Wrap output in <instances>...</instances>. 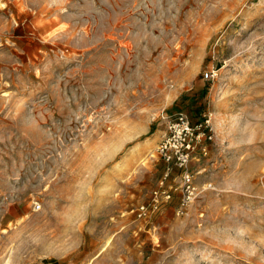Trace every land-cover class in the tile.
Segmentation results:
<instances>
[{
	"label": "rangeland",
	"instance_id": "1",
	"mask_svg": "<svg viewBox=\"0 0 264 264\" xmlns=\"http://www.w3.org/2000/svg\"><path fill=\"white\" fill-rule=\"evenodd\" d=\"M178 114L199 195L137 220ZM0 264H264V0H0Z\"/></svg>",
	"mask_w": 264,
	"mask_h": 264
},
{
	"label": "built area",
	"instance_id": "2",
	"mask_svg": "<svg viewBox=\"0 0 264 264\" xmlns=\"http://www.w3.org/2000/svg\"><path fill=\"white\" fill-rule=\"evenodd\" d=\"M212 77L205 73V78ZM164 130L155 149V156L163 163V171L159 187L151 193L150 201L138 205L135 209L137 220H146L158 211L161 203L171 200L173 185L164 184L170 180L174 172L178 180L175 189H179V205L177 214L183 212L199 195L194 182V173L189 165L197 160V155L205 156V143L212 139L207 120L196 125L191 124L183 114L164 119ZM209 128V129H208ZM209 187V185H208Z\"/></svg>",
	"mask_w": 264,
	"mask_h": 264
}]
</instances>
